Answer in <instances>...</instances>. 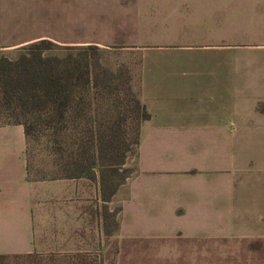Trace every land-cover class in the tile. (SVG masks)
<instances>
[{
    "label": "crops",
    "instance_id": "obj_1",
    "mask_svg": "<svg viewBox=\"0 0 264 264\" xmlns=\"http://www.w3.org/2000/svg\"><path fill=\"white\" fill-rule=\"evenodd\" d=\"M194 0H0V57L40 40L138 47L132 86L149 113L135 173L108 200L92 176L34 180L23 124L0 125V254L120 248L264 255V65L227 61L224 38L194 35ZM215 15H211L213 17ZM210 19V18H209ZM214 25V24H213ZM217 28L219 23L217 22ZM165 260V259H164Z\"/></svg>",
    "mask_w": 264,
    "mask_h": 264
},
{
    "label": "trees",
    "instance_id": "obj_2",
    "mask_svg": "<svg viewBox=\"0 0 264 264\" xmlns=\"http://www.w3.org/2000/svg\"><path fill=\"white\" fill-rule=\"evenodd\" d=\"M57 45L62 46L44 39L18 48L21 53L15 59L0 57V125H24L29 176L30 141L37 126L46 122L55 136L71 142L58 163L62 178L92 176L97 169L104 185L109 173L115 175L126 165L132 146L138 147L139 128L149 113L133 89L130 69L119 70L113 85L109 70L93 52L98 46H64L69 51L64 56L48 53ZM133 128L134 136H128ZM127 178L114 183L104 197L110 200ZM119 210L108 214L115 231ZM34 256L0 254V260Z\"/></svg>",
    "mask_w": 264,
    "mask_h": 264
},
{
    "label": "rangeland",
    "instance_id": "obj_3",
    "mask_svg": "<svg viewBox=\"0 0 264 264\" xmlns=\"http://www.w3.org/2000/svg\"><path fill=\"white\" fill-rule=\"evenodd\" d=\"M194 35L200 36L207 29L217 33L224 40L220 42L195 41L194 47L203 45H219L227 54V61L238 56L242 64L264 65V0H194ZM211 15H215L211 17ZM210 18V19H209ZM217 22L219 28H217ZM214 24V25H213ZM137 46H116L93 49L97 59L103 67L109 70V82L117 83L116 74L119 70L136 68L138 65ZM69 51L64 46H55L48 53L64 56ZM20 51L13 50L8 53L12 59L20 55ZM106 76V77H107ZM105 77V75H101ZM38 132L30 141V177L34 180H54L62 178V159L66 146L71 142L55 136L49 131L46 122L37 126ZM135 129H128V136H134ZM58 137V138H57ZM61 139V140H60ZM78 144V142H77ZM136 149L132 146L126 165L119 168L115 175L109 173L104 185L101 183L102 195L109 193L112 185L119 182L125 176L130 177L135 173ZM89 176V175H88ZM118 200L115 198L112 205L113 212L119 210ZM119 213V211H118ZM108 214L110 212L108 211ZM107 214V215H108ZM118 220V214L116 215ZM108 238L99 239L95 247L83 251H60L59 249L34 253L36 257L29 260L7 259L0 264H155L152 251L128 250L120 248L116 236L109 238L110 232L116 235L115 222L111 216L107 217ZM234 258L240 260L238 255L225 251H210L209 254L199 250L180 251L172 258L165 257L162 262L156 264H236ZM165 259V260H164ZM260 264H264V255L259 256Z\"/></svg>",
    "mask_w": 264,
    "mask_h": 264
}]
</instances>
